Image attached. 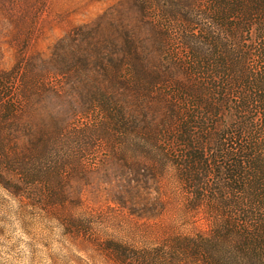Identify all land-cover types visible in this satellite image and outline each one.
Returning a JSON list of instances; mask_svg holds the SVG:
<instances>
[{"label": "trees", "instance_id": "1", "mask_svg": "<svg viewBox=\"0 0 264 264\" xmlns=\"http://www.w3.org/2000/svg\"><path fill=\"white\" fill-rule=\"evenodd\" d=\"M130 3L131 25L87 27L83 46L69 51L58 42L56 74L73 56L94 81L82 106L89 117L68 135L24 144L16 171L35 181L39 156L88 137L113 153L139 150L174 169L188 209L209 221L206 231L176 236L164 264H264V0ZM30 69L3 108L6 122L29 129L34 101L55 93L33 84ZM13 78L0 72V93Z\"/></svg>", "mask_w": 264, "mask_h": 264}, {"label": "rangeland", "instance_id": "2", "mask_svg": "<svg viewBox=\"0 0 264 264\" xmlns=\"http://www.w3.org/2000/svg\"><path fill=\"white\" fill-rule=\"evenodd\" d=\"M130 1L0 0V72L14 75L0 93V264H162L176 236L209 226L201 210L188 209L174 169L136 149L113 153L88 137L39 156L35 181L16 171L24 144L59 131L68 135L89 117L82 106L94 81L73 56L66 72L56 74L51 62L58 42L69 51L87 27L131 25ZM28 65L33 84L55 86V93L34 101L31 129L6 122L3 113L6 98L19 97L20 72ZM56 160L66 165L53 169ZM54 170H61V180Z\"/></svg>", "mask_w": 264, "mask_h": 264}]
</instances>
